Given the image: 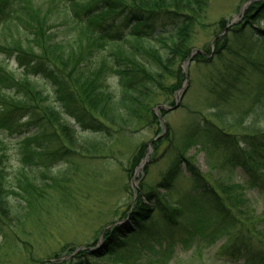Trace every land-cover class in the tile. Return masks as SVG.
<instances>
[{
    "label": "trees",
    "instance_id": "16d2710c",
    "mask_svg": "<svg viewBox=\"0 0 264 264\" xmlns=\"http://www.w3.org/2000/svg\"><path fill=\"white\" fill-rule=\"evenodd\" d=\"M208 4L209 0H0V130L20 137L18 148L24 165L13 187L7 179V157L0 143V223L21 215L19 205L11 203L13 199L31 208L41 197L34 172L42 160L72 162L74 155L87 160L86 155L96 153L95 143L79 140L70 121L88 135L105 140L113 136L135 138L144 130L153 132V139L136 145L129 172L139 167L149 146L152 154L144 174L158 159L171 157L160 181L153 187L141 183L133 193V204L121 215L120 220L129 217L135 229L112 225L103 231L106 248L98 256L85 250L70 259L54 255L38 264H89L105 257L115 262L122 248L121 236L143 235L144 224L157 210L159 198L166 199L181 167L207 200L218 224L231 225L236 215L253 219L252 200L238 192L236 184H218L220 190H215L191 166L187 152L195 135L205 134L211 142L208 155L220 157L216 160L221 161L219 167L240 169L247 182L262 191L257 195L264 196V179L257 174L264 170V64L248 54L251 45H264V2L252 3L239 26L218 22L213 52L205 46L192 60L210 69L208 94L210 103L215 100V117L226 119L224 112H229L230 106L246 102L241 115L231 118L246 134L220 129L213 134V126L206 122L203 128L195 126L179 145H173L169 127L167 134L160 136L161 120L154 113L159 110L164 120L168 112L162 106L175 105L172 95L184 81L180 65L194 48L196 29L204 28ZM3 60L13 61L16 71L8 69ZM214 77L219 78L215 81ZM168 79L174 83L167 85ZM36 81L51 88V102ZM3 97L7 102L3 103ZM160 213L168 229L175 227L169 224L166 213ZM260 230L257 249L241 239L232 245V257L243 264H264V222ZM165 253L169 255L164 248ZM134 262L145 264L139 259Z\"/></svg>",
    "mask_w": 264,
    "mask_h": 264
},
{
    "label": "rangeland",
    "instance_id": "374dc122",
    "mask_svg": "<svg viewBox=\"0 0 264 264\" xmlns=\"http://www.w3.org/2000/svg\"><path fill=\"white\" fill-rule=\"evenodd\" d=\"M261 2L264 0H209L203 21L204 28L199 26L196 29L194 48L186 62L180 65L184 81L180 82L181 87L172 95V103H177L178 107L173 109L175 105L162 106L163 110L171 109L164 120L161 119L159 110H154L156 117L161 120L160 136L166 135L169 127L173 145H179L195 126L203 128L206 122L213 126V134L217 129L231 134H246L231 120L241 115L240 111L246 106V102L237 101L233 107L230 106L229 112H224L223 118L226 119L215 117V100L212 99L210 103L208 94V87L212 84L210 69H205L192 60L198 53H202L205 46H209L213 52L214 27L218 22L224 20L228 23L227 26H239L244 22L247 8L252 3ZM248 54L264 64V45H251ZM3 61L8 69L16 71L13 61ZM220 72L219 69L218 73ZM218 78L214 77V80L217 81ZM166 83L171 85L174 81L168 79ZM36 84L49 95L51 102V88L44 81H36ZM7 93L14 97L11 92ZM3 99V103L8 100ZM1 103L2 101L0 109L3 106ZM224 111H227L226 108ZM69 123L73 124L79 140L95 143L96 153L90 157L86 155L87 160L83 156L74 155L70 157L72 162L42 160L34 172L41 188V197L36 198L31 208L20 199H13L11 203L19 205L17 209L21 211V215L0 223V264H38L54 255L63 254V259H70L79 252L97 249L103 231L127 220H120V217L133 204V193L138 190V186L141 183L149 187L155 186L170 164V156L160 158L144 174L152 154L149 146L139 167L134 172L128 171L136 145L154 138L153 132L149 130H144L135 138L129 135L118 139L113 136L112 139L105 140L88 135L72 121ZM19 140L18 135L0 130V143L7 157V179L13 187L20 176L21 167L24 166L18 148ZM210 145L205 134L195 135L187 152L191 166L203 174L214 185L215 190H220L218 184H236L237 191L243 192L253 202L251 221L236 215L233 224H218L208 210L207 200L194 189L189 173L181 167L166 191V199L159 198L157 210L144 224L143 235L141 232L139 235H122V248L116 254L115 262L105 257L100 261L90 260L89 264H133L137 259L145 264H243L239 258L230 254L233 252L232 245L244 239L253 250L258 248L260 228L264 222V196L257 195L256 192L262 191L252 187L240 169L219 167L221 161L216 160L220 157L208 155ZM257 174L264 179L263 169L258 170ZM56 178L59 181H53ZM159 192L162 196L164 190ZM145 206L150 207L151 204L146 203ZM160 211L166 213L170 225H175L171 230L165 225ZM120 227L135 229L129 219L128 223ZM171 242L172 248L169 247ZM69 248L75 249L73 254L63 253ZM164 248L169 251V255L163 254ZM103 251L104 248L99 249L92 255L98 256Z\"/></svg>",
    "mask_w": 264,
    "mask_h": 264
},
{
    "label": "water",
    "instance_id": "95a60500",
    "mask_svg": "<svg viewBox=\"0 0 264 264\" xmlns=\"http://www.w3.org/2000/svg\"><path fill=\"white\" fill-rule=\"evenodd\" d=\"M178 107V104L176 103V105H175V107L174 108H177ZM171 109H168V110H165V111H170ZM128 219L129 218H127V220H125L124 222H122V223H118L116 226H121V225H123V224H126V223H128ZM110 229V228H109ZM103 236H104V232L102 233V236H101V242L99 243V246H98V248L97 249H95V250H92V249H89L88 251L91 253V254H95V253H97L98 251H99V249L100 250H102L103 248L105 249L106 248V246H105V244H104V241H103Z\"/></svg>",
    "mask_w": 264,
    "mask_h": 264
}]
</instances>
